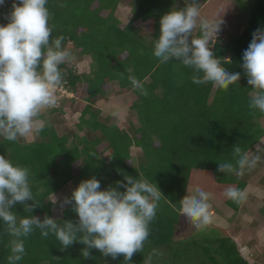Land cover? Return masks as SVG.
Instances as JSON below:
<instances>
[{
	"label": "trees",
	"instance_id": "obj_1",
	"mask_svg": "<svg viewBox=\"0 0 264 264\" xmlns=\"http://www.w3.org/2000/svg\"><path fill=\"white\" fill-rule=\"evenodd\" d=\"M126 1L47 0L46 7L51 14L49 25H55L50 41L63 35L64 47L72 42L68 47L72 57L92 56V69L80 73L73 63L61 64L63 82L59 88H66L65 91L74 95L60 96L55 107L42 113L39 119L46 121L44 128L31 141L24 138L8 141L0 136V155L10 158L14 165L30 169V188L40 202L31 214L41 219L45 215L55 216L56 204L51 202L50 196L69 182L75 183L69 197L82 180L92 176L100 182L102 190L110 185L115 187L117 181L126 183V175L155 183L164 196L149 224L143 251L134 254L128 264H145L149 256L154 258L150 264H171L163 255L166 251L172 252L174 264H186L185 261H194L197 257L202 264L260 263L263 260L261 250L252 251V258H248L234 234L215 222L204 227L203 236L195 226V230L189 229L184 240L176 237L181 222H192L183 215L181 202L190 186L213 193L233 209L235 215L241 209V203L226 198L223 193L230 186L245 189L248 177H236L217 169L220 162L235 165L233 146L247 150L264 135V128L258 122L264 112L249 107L251 92L256 89L248 84L241 67L243 52L253 32L264 28V0H253L249 4L248 25L238 37L228 39L222 33L217 42L213 41V50L222 66L230 72L241 73L240 80L227 90L212 82L197 85L192 77L202 76V73H196L175 59L161 64L153 55L155 41L160 35V18L177 6L184 7L185 0H129L132 16L127 23L121 24L116 11L119 4ZM207 1L198 0L199 6ZM12 4L13 0H5L0 6V24L8 22L5 14L10 13ZM143 25L147 35L141 34ZM192 35L194 38L200 35L199 27ZM129 76L143 83L147 96L133 88ZM59 88L56 94L60 95ZM115 88L119 92L133 93L129 122L122 125L117 122L118 114L107 112L103 116L98 107L100 102L110 99ZM78 91L86 93L87 103L77 123V128L85 132L80 135L71 130L61 134L56 128L58 116L49 121L50 117L45 114L67 113ZM87 127L92 131L91 139ZM256 127L260 132H255ZM99 145L104 153H109L104 155L97 148ZM132 146L141 149L138 157L131 154ZM253 195L264 197L263 194ZM12 210L18 217L31 215L24 212L21 204H16ZM214 210L220 212L218 208ZM260 211L264 214V206ZM54 218H58L59 224L63 220L75 223L78 215L71 205L65 204L62 216ZM5 229L0 219V264H8L7 256L11 254L8 245L12 237ZM196 231L199 234L194 233ZM23 239L26 254L17 264H126L122 255L115 259L104 257L97 249L91 250L94 258L85 259L81 255L85 246L79 242L62 251L54 234L49 233L45 238L38 228ZM248 245L252 248L253 241L248 240Z\"/></svg>",
	"mask_w": 264,
	"mask_h": 264
},
{
	"label": "clouds",
	"instance_id": "obj_2",
	"mask_svg": "<svg viewBox=\"0 0 264 264\" xmlns=\"http://www.w3.org/2000/svg\"><path fill=\"white\" fill-rule=\"evenodd\" d=\"M4 4L5 0H0V6ZM46 4L47 0H19V3L13 0L12 10L5 14L8 22L0 24V136L8 141L39 135L44 128L39 117L46 109L55 107L57 95L60 97L56 94L63 82L59 66L73 58L71 50L62 45L63 35L50 41L55 25H49L51 14ZM159 23L160 35L153 55L161 64L175 59L202 73V76L192 77L197 85L212 82L227 90L240 80L241 73L223 67L213 50V41L217 42L219 34L222 35L219 33L225 23L222 16L202 17L198 0H185L184 7L168 11ZM197 27L200 35L194 38L192 34ZM241 67L248 84L256 89L251 94L249 107L264 112V28L253 32L243 52ZM120 76L123 78V73ZM128 79L134 89L148 95L140 80L134 76ZM233 157L235 165L220 162L217 170L243 176L261 160L260 155L243 152L238 145L233 146ZM125 181H117L115 187L110 185L102 190L95 176L82 180L72 190L71 197H64L61 204V211L63 205H71L78 219L75 223L63 220L59 224L58 218L45 215L41 219L31 214L40 202L30 188V169L14 165L10 158L0 155V219L12 237L8 245L11 253L7 256L8 264H17L26 254L23 238L34 228L45 238L49 233L54 234L62 251L79 242L85 246L81 249L85 259L94 258L91 250L97 249L104 257L115 259L122 255L126 264L131 262L134 254L143 251L149 224L164 195L155 183L142 177L126 175ZM223 194L237 203L248 197L246 189L235 186L226 188ZM211 195L196 187L181 200L183 215L198 228L213 222ZM51 202L56 204L57 198ZM16 204L23 205L24 212L31 215L18 217L12 210Z\"/></svg>",
	"mask_w": 264,
	"mask_h": 264
},
{
	"label": "rangeland",
	"instance_id": "obj_3",
	"mask_svg": "<svg viewBox=\"0 0 264 264\" xmlns=\"http://www.w3.org/2000/svg\"><path fill=\"white\" fill-rule=\"evenodd\" d=\"M129 1V0H127ZM125 2L124 4H119V8L117 9L116 14L119 16L121 20V24H125L129 21V19L132 16L131 13V5L128 2ZM253 0H208L207 2L201 3L200 12L201 16L212 19L216 17L217 15H220L223 17V20L225 23L221 26L222 30L219 33H223L226 38L233 39L238 37L247 27L248 25V18H249V10L248 6L250 3H252ZM178 7V6H177ZM198 28V27H197ZM196 29L194 30L195 33ZM148 31L146 30L145 26H142V35H147ZM72 46V42L69 43L68 47ZM70 63L74 64L77 68V71L82 72H89L92 69V56L90 54H85L83 56L75 55L73 56ZM115 85V83H113ZM66 89V88H65ZM64 88H59L61 91L60 96H73V93H68L65 91ZM116 91L112 93V96L109 99V102L106 106L102 108L101 115H105L107 112L116 113L119 116V119L117 122H119L121 125L122 123L129 122L128 113L131 112L130 105L133 98V93L131 92H119L117 91V88H115ZM66 92V93H65ZM255 91L251 92L254 93ZM86 93L84 91H78L76 93V101L72 106L68 107L66 110L67 113L65 114H52L50 116V113H46V117H50L48 120L52 121V117L58 116V123L56 124V128L59 133L65 134L69 133L71 130H76L80 135H82L85 130H80L77 127V123L79 122V116L81 109L85 106L87 103L86 100ZM57 98L59 96L57 95ZM113 98L115 100H113ZM99 106V105H98ZM101 108V107H100ZM134 113V111H132ZM43 121V120H41ZM43 122H46L45 120ZM259 124L262 125V128H264V116L258 119ZM89 131V139L92 138V131L87 127ZM255 130V129H254ZM255 132L258 131V128L256 127ZM258 135V134H257ZM74 136V135H73ZM72 136V137H73ZM263 136V137H262ZM261 137H258V142L256 141L252 146L247 148V150H243V152L248 153H254L258 154L261 157L260 162L257 164V167L252 169L251 171H245L243 176L248 177L249 183L255 182L260 185L261 193L264 195V135ZM32 136L28 138H24L26 141H31ZM102 153H104V148L102 146L97 147ZM131 154L134 157H138L141 153V149L136 146L131 147ZM109 152L106 151L104 155H107ZM232 175L236 176V174L232 173ZM75 184L74 182H69L67 185H65L64 188L59 190L56 193H53L50 198L55 201L57 198V203L55 206V216L54 217H61L62 211H61V204L64 199V197H69L71 188ZM249 184L247 187V190L250 188ZM189 190L185 192V194H189ZM191 193V192H190ZM250 197V196H249ZM218 199L217 197H214ZM264 206V197H257V196H251L250 198H247V200L243 203V206L240 211L235 215L233 210L227 205L225 207L220 208V218H213V222H215L219 226H224L226 229L234 234L236 240L239 242V246H241L242 253L247 256L248 258H252V251L255 253L256 250L260 251V256H263V260H260L259 262H256L255 264H264V243H262V238L264 237V232H258L259 229L264 228V214L260 211V208ZM227 207V208H226ZM218 214V215H219ZM235 216L233 219L232 217ZM219 217V216H218ZM192 226V227H191ZM189 229L195 230V225L191 222L190 224L186 223V221L181 222L180 228L177 233L176 239L184 240L186 235L189 233ZM201 230V231H200ZM200 233H198V232ZM196 232L201 236L204 234V228H198ZM201 236L198 237L201 239ZM240 236H242V239H240ZM248 240H252L254 243V246L252 247L253 250L248 245ZM261 246V247H260ZM259 248V249H257ZM163 255L167 257L165 258L166 261L170 260L171 264H174L173 261V254L170 251H166ZM165 256H162L164 258ZM154 261V258L152 256H149V258L146 260L145 264H150ZM161 261V260H160ZM186 264H202V261L200 257H197L194 261L187 260L185 261ZM46 264V263H43ZM158 264H161L160 262ZM254 264V262H253Z\"/></svg>",
	"mask_w": 264,
	"mask_h": 264
},
{
	"label": "crops",
	"instance_id": "obj_4",
	"mask_svg": "<svg viewBox=\"0 0 264 264\" xmlns=\"http://www.w3.org/2000/svg\"><path fill=\"white\" fill-rule=\"evenodd\" d=\"M118 8H119V6H118ZM131 13H132V8H131ZM117 12V11H116ZM117 15V14H116ZM118 16V15H117ZM118 18H119V16H118ZM120 19V18H119ZM131 19V18H130ZM129 19V20H130ZM113 100H115L114 98H113ZM108 102H109V99L108 100H105L104 102H100L98 105V107H101V110H102V108L104 107V106H106L107 104H108ZM128 115H129V113H128ZM127 115V116H128ZM249 184H252V185H250V188H249V190H247V186L249 185ZM248 185L246 186V190L248 191V197L247 198H250L251 196L253 197L254 195L253 194H259V192L261 193V188L260 187H258L256 184H254V183H252V182H250V183H248ZM195 189V187H193V186H190V187H188L187 188V191L189 190L191 193L193 192V190ZM206 191V190H205ZM189 192V194H191ZM207 192H209V191H207ZM211 193V192H210ZM189 194H186V195H189ZM212 195H211V197H210V200H209V203L211 204V211H212V213H213V218H220V214H219V212L217 213L215 210H214V208H218L219 210H220V208H222V210H223V208L225 207V203L220 199V198H218L217 196H215L213 193H211ZM185 195V196H186ZM250 196V197H249ZM214 197H217L218 199H216V200H214L215 198ZM245 202V201H244ZM244 202H242L241 203V208H242V206H243V203ZM227 206V205H226ZM227 208V207H226ZM233 210V209H232ZM241 210V209H240ZM239 210V211H240ZM213 211H215V212H213ZM233 212H234V210H233ZM219 214V215H218ZM219 216V217H218ZM264 227V226H263ZM264 232V228H261V229H259V233L260 232ZM240 239H242V236H240ZM262 243H264V237L262 238ZM262 245H264V244H262ZM261 247V246H260ZM259 249V248H258ZM260 250V249H259Z\"/></svg>",
	"mask_w": 264,
	"mask_h": 264
},
{
	"label": "built area",
	"instance_id": "obj_5",
	"mask_svg": "<svg viewBox=\"0 0 264 264\" xmlns=\"http://www.w3.org/2000/svg\"><path fill=\"white\" fill-rule=\"evenodd\" d=\"M220 35V34H219Z\"/></svg>",
	"mask_w": 264,
	"mask_h": 264
}]
</instances>
